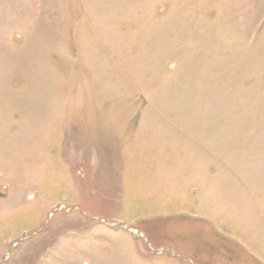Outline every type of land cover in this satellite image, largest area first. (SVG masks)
<instances>
[{"label": "rangeland", "instance_id": "rangeland-1", "mask_svg": "<svg viewBox=\"0 0 264 264\" xmlns=\"http://www.w3.org/2000/svg\"><path fill=\"white\" fill-rule=\"evenodd\" d=\"M0 264H264V0H0Z\"/></svg>", "mask_w": 264, "mask_h": 264}]
</instances>
